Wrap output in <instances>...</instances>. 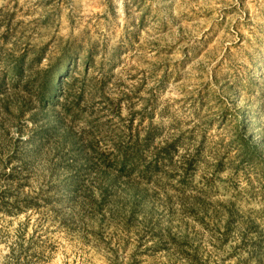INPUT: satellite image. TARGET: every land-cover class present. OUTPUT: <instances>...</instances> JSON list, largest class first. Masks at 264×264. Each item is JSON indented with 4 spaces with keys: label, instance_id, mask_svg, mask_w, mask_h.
Instances as JSON below:
<instances>
[{
    "label": "rangeland",
    "instance_id": "1",
    "mask_svg": "<svg viewBox=\"0 0 264 264\" xmlns=\"http://www.w3.org/2000/svg\"><path fill=\"white\" fill-rule=\"evenodd\" d=\"M0 264H264V0H0Z\"/></svg>",
    "mask_w": 264,
    "mask_h": 264
},
{
    "label": "trees",
    "instance_id": "2",
    "mask_svg": "<svg viewBox=\"0 0 264 264\" xmlns=\"http://www.w3.org/2000/svg\"><path fill=\"white\" fill-rule=\"evenodd\" d=\"M62 72V71H60ZM59 71H54L53 69H48L47 71H44V75H43V90L44 93L48 94L49 97H52L55 95L56 91H57V85H56V81L60 76L64 75V78L68 77V72L66 69H64V74L59 75L60 73ZM66 72V73H65ZM61 78V77H60ZM59 83H63V77L62 80H60ZM238 142L242 145V149L244 151H250L251 153L252 150L254 149L253 146L251 145V143H248L246 141H244L243 139H238ZM140 159V157H138L137 154H129L128 152L125 153H121L120 152V156L118 158V167L121 171H125L127 168H130L131 170H133L137 165V160Z\"/></svg>",
    "mask_w": 264,
    "mask_h": 264
}]
</instances>
